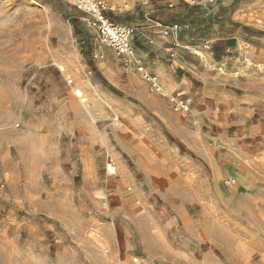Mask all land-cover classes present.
Returning <instances> with one entry per match:
<instances>
[{
  "label": "rangeland",
  "instance_id": "1",
  "mask_svg": "<svg viewBox=\"0 0 264 264\" xmlns=\"http://www.w3.org/2000/svg\"><path fill=\"white\" fill-rule=\"evenodd\" d=\"M106 1L188 108L66 0H0V264H264V0Z\"/></svg>",
  "mask_w": 264,
  "mask_h": 264
},
{
  "label": "built area",
  "instance_id": "2",
  "mask_svg": "<svg viewBox=\"0 0 264 264\" xmlns=\"http://www.w3.org/2000/svg\"><path fill=\"white\" fill-rule=\"evenodd\" d=\"M75 6L78 10L84 12L82 21L86 26L96 30L97 38L100 44L112 47L118 55L123 58L125 64H133L141 73L143 80L147 82L151 92L169 98L171 108L174 111L186 110L188 108L186 99L180 93L168 92L162 85L158 77L148 71L137 57L136 47L132 43V38L138 28L134 25L123 24L113 20L108 15L110 5L106 0H66ZM174 33L179 27L174 24L168 27Z\"/></svg>",
  "mask_w": 264,
  "mask_h": 264
}]
</instances>
